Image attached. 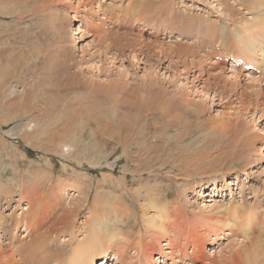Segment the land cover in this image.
I'll use <instances>...</instances> for the list:
<instances>
[{"label":"rangeland","instance_id":"rangeland-1","mask_svg":"<svg viewBox=\"0 0 264 264\" xmlns=\"http://www.w3.org/2000/svg\"><path fill=\"white\" fill-rule=\"evenodd\" d=\"M129 1L0 0L2 264L13 250L29 247L54 226L39 246L50 253L59 251L49 264H70L72 260L75 264H138L135 245L128 249L124 262L116 260L112 246L105 253L89 256L86 239L94 238L97 232L93 228L107 220L93 214V207L99 214L126 208L120 213L133 225L136 219L141 221L142 207L150 205L151 189L163 204L179 193L182 214L176 234L182 222L180 233L188 238L184 245L190 242L184 251L187 256L180 261L196 256L190 254L196 245L203 248L204 257L190 264H233L238 259L243 251L240 243L245 240L242 242L240 230L225 225L229 221L225 210L230 205L255 210L256 226L264 223L263 70L243 71L244 76L238 77L243 67L234 70V62L222 60L229 51L231 58L247 55L231 42H235V32L254 18L256 12L244 9L254 0H154L162 8L163 3L172 2L168 7L174 19L207 20L205 23L219 27L224 37L218 41L215 35L206 38L202 32L197 35L201 41L186 33L179 36V23L169 29V18L161 8L151 12L135 9L134 18ZM256 31L252 27L249 33L255 35ZM253 37L256 48H263L261 35ZM248 39L247 35L240 37ZM192 44L195 57L182 60L189 66L178 64L176 58L158 63L159 48L170 53ZM247 56L248 61H243L252 65ZM254 56L263 60L260 53ZM192 62L196 64L191 66ZM217 63L224 70L215 68ZM70 136L75 138L72 147H63ZM35 174L42 183L34 190L29 180ZM60 183L65 184L61 196ZM46 184L63 203L59 212L47 209L45 226L28 234L31 227L21 215H33L25 209L36 206L38 196L48 198ZM22 187L31 195L38 192L30 205L26 197L21 199ZM168 192L169 199H165ZM81 198L86 203L74 212L73 201ZM146 210L148 217L158 212ZM57 217L69 219L71 228L63 233ZM175 217L162 216L159 223L172 225ZM108 232L101 230L98 236L106 237ZM124 233L134 235L128 229ZM261 233L258 229L252 236ZM167 238L154 243L150 258L148 254L144 259L141 247L142 259L151 264V257L162 255L155 264H172L165 241L178 251L177 235ZM97 245L103 243H95L91 250ZM60 249L66 252L61 255ZM15 257L19 259L17 253Z\"/></svg>","mask_w":264,"mask_h":264},{"label":"bare ground","instance_id":"bare-ground-1","mask_svg":"<svg viewBox=\"0 0 264 264\" xmlns=\"http://www.w3.org/2000/svg\"><path fill=\"white\" fill-rule=\"evenodd\" d=\"M90 3H89V5H90ZM129 3L130 4H129V8L128 9H129V11H130V9H132V11H133L132 16L133 17H134V10L135 9H137V10L141 9V11L144 10L146 12L149 10V12H151L154 9L161 8V12L169 18V23L167 24V25H169V29L173 30V28L176 27L174 25L179 23L178 24L179 25L178 29H180V31L178 30L179 34H180L179 36H182L184 33H186L188 35H193L198 40V39H200V38L197 37V35L199 34L198 32H202L206 38L213 37L215 35V39H217L216 41H218V40H220V39H222L224 37V36L221 37L222 36V32L220 31L219 27L216 29L214 25L207 24L208 23L207 20L204 21V22L199 20V22H198L197 20H191L190 19L191 21L186 22V21H179L176 18L174 19V17L170 13L171 12L170 11L171 7H168V5H170V6L172 5V2H170L168 4L163 3L164 8H162L160 6L158 7V5H156L154 0H134V1L130 0ZM220 3H221V1H220ZM244 7H245L244 8L245 10L254 11L256 13L253 12L254 13V18L251 20V22H249L248 26H244V27L241 28L243 30H238L237 32H235L236 34L233 36V38L235 39V42H231V43H233L234 45L236 44V46L239 45L238 47H240L241 53L247 54V55L250 56V58H252V62H253L252 66H253V68L255 70H260V72L263 70V74H264V46H260V47H263V48H256V45L253 44V40H252V39H255V37H253V36H260V35H261L260 38H263V40H264V0H254V2L246 4ZM141 16L142 15L140 14V17ZM170 19L172 20V22H170ZM165 21L167 22V20H165ZM205 22H207V23H205ZM161 25H162V23H161ZM249 26H250V30H249ZM252 27L258 28V31L253 33L255 35H251L249 33V32H251V28ZM216 31L218 32V34H217ZM170 33H173V32H170ZM245 35H247V38L248 37L250 38V39H248L249 41H245L246 39L245 40H240V37L245 36ZM200 41H201V39H200ZM213 41H215V40H213ZM220 42H223V41H220ZM179 45H181V44H179ZM194 45L193 44H192V46L188 45L185 49H182L181 47H177V48L174 49L173 52H170V53L167 52L165 49L158 47L160 49L158 54H156V56L158 57V63L164 62L165 59H171V61H172L173 58H176L177 61H179L178 64L184 63V62H182L183 59H186L188 57H191V58L195 57V50H194L195 46ZM224 45H225V43H224ZM260 49H262V50L260 51ZM250 51H252L254 55L260 53L263 56V60L259 61L254 55H250L249 54ZM228 54H230V51L227 53V56H228ZM233 54H235V53H233ZM247 55L245 57L234 58V60L236 59L235 61H233L234 62V67L237 66L236 62H238L240 59L241 60L244 59V60L248 61L249 58H248ZM160 56H161V58H160ZM228 57H230V56H228ZM204 61L205 60H203V62ZM178 64H176V65H178ZM193 64H196V63L192 62L191 66H193ZM184 65L185 66H189L186 63H184ZM201 65H202V63H201ZM216 67L217 68H221L222 70H224V67L221 64H218V63L215 64V68ZM243 68H242V70L239 69L238 72H240V73H238V75H236V76H238V77L239 76H244L242 74L243 71H245ZM234 70H238V69L235 67ZM250 74H254V73H250ZM252 78H254V77H252ZM255 80H258V79L255 78ZM129 127H130V129H132L133 125H128V128ZM134 131H137V130L134 129ZM46 132H48V131H46ZM136 134H140V132H136ZM26 136H28V134H26ZM70 137H72V138L68 139L69 141H66L65 144L63 143L64 144L63 147H69V148L72 147L71 143L74 142L73 140L75 138L73 139V136H70ZM126 137H129V136H126ZM126 137H125V139H126ZM64 142H65V140H64ZM67 142H70V143H67ZM94 143H95V146L98 145L97 142H94ZM117 143H118V141H117ZM123 143H125V141L121 142L122 145H123ZM36 175L38 176V174H35L29 180V182H30L29 185H34V187H32V189H34V190L38 187V185L41 186L40 183H42L41 179H39V177L36 178L37 177ZM0 183H2V180H0ZM230 184L231 183H229V185ZM73 185L75 186V188L77 190L78 183L74 182ZM44 186H45L44 189H46V193L45 194H47L48 192L50 194L49 196L46 195L48 197L47 199H44V198L38 196V194H37L38 192L37 191H34L33 195H31L32 192H30L27 188H25V189H23V187L21 188V196H22L21 199L26 197V199H28L29 202H30L29 205L31 204L30 199L34 198V195H36V197L38 196V201L36 202L38 204L35 203L36 206H34L33 208L30 205L28 208L25 209L26 212H31V210H32V214L33 215H24V216L21 215V220H23V219L26 220V224H28L29 227H31L30 231H26V233H28V234H31L30 232L33 231L34 229H38V228L42 229L45 226V224L47 223L46 220L49 217V215L46 217V210L47 209H52L53 213L55 211L59 212L60 211L58 209L59 205H61L63 203L62 200L60 199V196H61V192H62L63 187L65 186V184L60 183V190H59V195L60 196L58 195V193H55V191H53V190H51V193H50L51 186L49 184H46ZM44 189H43V191H44ZM151 190H150V193L148 192V194H151L152 198L150 199V205L146 206V208L147 209H150V208L156 209L158 212L155 213V217L153 215L151 217H148V213L146 212L147 211L146 208L142 207V211H144V210L145 211H144V213H143V215L141 217V221L136 219L137 223H134L133 225L129 224L130 223V219H124V215H125L124 213H120L123 210H126V208L119 207L118 211L115 210L114 208H113V210L110 208V210H108L107 212L105 211L104 213L99 214V212H95V209L93 207V214H95L97 216L104 215V217L107 220L106 221L105 220H101L100 222H98L96 224V227L93 228L94 231L97 232L94 238L86 239V247L89 248L88 249V255L89 256L90 255H95L96 256L98 253H105L106 250L109 247L112 246L110 249L111 250L114 249V257H116V260L117 261L120 260V261L127 262L126 261L127 260L126 253H127L128 249L130 247H133V245H135L134 254H136V257H137L136 263H138V264H149L144 259L148 258L147 257L148 254H149V258H150V256H152V255H150L149 252H150V249L154 246V243L156 241H159L162 237H168L167 239H170L169 237H171V236L174 237L175 235H177L176 246L178 248V251H175L174 245L170 241H165V242H167V244H165V245L169 244V246H170V250H167V251H168V254L171 255L170 259H171V263L172 264H174V262H181L180 264H190V263H194V262H199V260H201L204 257V255L202 253L203 250H201L203 248H201L200 246L196 245L197 247H195L194 250H192L190 252V254H196V256L193 255L194 257L192 259L185 258L183 261H180V258H184V256H187V253H184V251H185V249L187 247L186 245L190 244V242L185 243V245H184V242L186 241L185 239H188V238H186L185 236L181 235V233H180L181 223L182 222L179 223V232L176 234V226L178 224L179 215L182 214L181 213L182 212V206L180 204L181 201L179 202L180 199H179V196H178L179 193L176 195L177 198H174L170 203L166 202V203L163 204L164 201L162 203H159V200H157V193H155L154 190H152V192H151ZM1 193H2V186L0 185V194ZM42 194H40V195H42ZM0 196H2V195H0ZM169 196L170 195H169V192H168L164 197H165V199H169ZM84 199H82V198H81V200L75 199L73 201V202H75L74 204L76 205V208L73 210L74 212H76L77 211L76 209H78V207H81L83 203H86V202H84ZM107 201H109V200H107ZM211 201H213V200H211ZM104 204H106V203H104ZM108 204H110V203H108ZM99 205L101 206L102 204L99 202ZM205 206L206 205L202 206L203 210H206ZM234 206L235 205H233V206L230 205V207H227L226 210H225V212H227L228 215H229V217H228L229 221H227V223H225V225L228 226V227L231 225V227L234 226L236 228V230H240L239 232H240L241 235H239V236L242 237V242H243V240H245V243H240L242 245L241 248L243 249V251H242V253H240L238 259H235L233 264H264V257H263L264 256V223H260L259 222V227H257L256 225L258 224V219H257V213H256L255 210H247V211H245L244 207L241 210L239 207L235 208ZM95 207L97 208L98 204H96ZM66 211L71 213V210H66ZM60 213H62V212H60ZM168 214L176 215V217L173 219V224L172 225L171 224L166 225L163 222L159 223V219L162 216H166V218H168ZM62 215H65V214L62 213ZM130 215H132V212H130ZM236 216H237V219L235 220ZM62 217H64V216H62ZM69 217H70V215H69ZM176 218H177V221H176ZM208 218H206V219H208ZM240 218H241V222L238 224V220ZM95 219L98 220L96 217H95ZM162 219L164 220V217ZM209 219H211V218H209ZM68 220L69 219L65 220V219H62V218L56 219V221H59V222L56 223V224H58V227H59L60 224H62V226H64V227H62V228H64L63 229V233L65 231H68L71 228V224H70V222H68ZM17 223H18V221H16L14 223V227H17ZM111 223H114L113 224L115 226L114 228H112L110 226ZM183 223H185V222H183ZM4 224L7 227L10 226V225H8V221L7 220L5 221ZM56 224H54V225H56ZM138 226H139V230H138V232H136L137 231L136 228ZM54 227H52V229ZM52 229H50V231L47 234H45L42 237V239L40 237L37 240H34L32 243H30L29 247L26 246L27 248L26 247L25 248L22 247L24 249H21V248L17 249L16 248L17 249L16 251L13 250L9 254V256L7 257L5 263L6 264H49L52 260L55 259V256H57L59 254L58 253L59 251H56L54 253H50L44 247H39V246L41 245L40 242H43L47 238L48 234L53 233ZM126 229H128L131 233H134V235L130 236L129 234H125L124 232H126ZM222 229L220 231H224ZM258 229L261 230V232H262L261 236H259V237H255L254 236L253 237L252 235L254 233H257ZM28 230H29V228H28ZM101 230H103L104 232L109 231L108 232V236L105 237L104 234L98 236V232H100ZM55 233H57V229H56ZM258 233H260V232H258ZM148 236H150V237H148ZM189 241H190V237H189ZM247 241H248V243H247ZM93 243L94 244L95 243H103V245H97L96 247H93V250H91L92 246L94 245ZM159 244H161V242ZM163 246L164 245L161 244V248L160 249L164 250L165 248H163ZM31 247H33V248L31 249ZM141 247L143 248V251L145 253L144 259H142V256L144 254H140L141 250H142ZM166 249H168V248H166ZM60 250H61L60 252H62L61 255L66 252L64 249H60ZM89 250H91V253H89L90 252ZM205 252H207V251H205ZM212 252H215V251L212 250ZM16 253H17V255H19V259H16V257H15ZM162 253L164 254V251H162ZM2 254H3V251L0 250V264H2L1 263L2 262L1 261V255ZM155 257L156 256L151 257V258H153V262L151 264L157 263V261H159V259H161L162 255H161L160 258H157V259H155ZM39 260H40V262H38ZM143 261H144V263H143ZM215 262H217V261H215ZM69 263H70V261H69ZM70 264H75V262L72 260ZM85 264H94V263L90 262V263H85ZM164 264H166V263H164Z\"/></svg>","mask_w":264,"mask_h":264}]
</instances>
